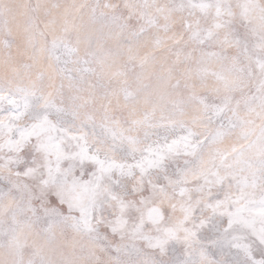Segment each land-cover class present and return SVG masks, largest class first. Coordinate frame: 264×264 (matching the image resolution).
<instances>
[{
	"label": "clouds",
	"instance_id": "clouds-1",
	"mask_svg": "<svg viewBox=\"0 0 264 264\" xmlns=\"http://www.w3.org/2000/svg\"><path fill=\"white\" fill-rule=\"evenodd\" d=\"M0 264H264V0H0Z\"/></svg>",
	"mask_w": 264,
	"mask_h": 264
}]
</instances>
